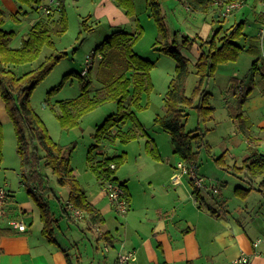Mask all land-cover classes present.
Returning a JSON list of instances; mask_svg holds the SVG:
<instances>
[{
	"label": "rangeland",
	"instance_id": "1",
	"mask_svg": "<svg viewBox=\"0 0 264 264\" xmlns=\"http://www.w3.org/2000/svg\"><path fill=\"white\" fill-rule=\"evenodd\" d=\"M74 1L77 0L65 1L69 28L64 37L57 40L55 47L56 50L66 51L67 54L33 90L30 103L45 122L48 133L54 141L69 149L67 151L71 154V163L76 168L80 184L88 191L92 189L93 184L98 189L100 188L96 175L91 169L90 162H88V152L91 145L96 143L94 135L97 128L110 114L117 111V105L114 102L103 104L86 114L81 119L79 127L70 130H66L61 126L56 111L59 110L61 101L76 98L81 93L80 72L83 69L85 58L92 54V51L109 35L119 29L110 27L103 22L99 25L94 22L93 27L90 28L84 27V21L88 20L87 22H90V17H82L80 12L84 8L89 9L92 6H86L83 0L77 2L80 4H74ZM151 1L139 0L140 3H136V8L138 5L143 6L144 16L139 18L144 33L134 44L136 52L156 63L151 70L153 88L142 95L141 104L144 107L135 109L142 124V129L148 134L129 143H122L118 140L107 149V154L110 156L127 152L126 162L119 166L116 171V175L120 180L115 181L118 183L126 181L131 192L135 193L138 192L140 187L139 179L149 177V175L153 177L163 167L162 162L167 163V158L182 160L180 155L173 152L170 133L154 121L156 115H162L165 112V97L171 79L175 76L177 60L159 50L160 44L157 41L165 42V38L160 35L158 21L153 15H150L152 12L151 6L149 8ZM157 1L161 3L164 21L169 33L166 41L188 58V66L191 72L186 81V94L190 97L193 96L196 104H198L201 97L196 90L199 77L196 74L195 62L201 43L212 38L213 32L218 27H229L233 22H240L244 19L247 20L245 24L247 32L256 34L260 27L259 15L263 13L264 0H250V6L242 14L236 13L239 9L230 14L228 18H224V16L216 17L212 11L208 14L198 12L182 0ZM16 3L20 5V2L17 1ZM25 10L29 11L28 15L21 13L19 19L8 14L5 22V27L15 33L12 43L16 47L22 45L23 38L31 27L32 18L37 16V13H31L29 6L23 5L22 11ZM122 29L129 31L126 26H122ZM263 41L264 39L262 40L261 37L258 39L257 37L255 43L258 46V52L243 51L237 60L221 64L213 77L206 78L203 81L202 87L209 91V102L215 107L212 118L207 121L201 120L198 109L195 107L190 108V114L185 122V131L199 130L205 133V144L201 148H196L198 155H200L201 166L207 165V163L213 165L215 159H223L226 162L225 166H230L229 173L223 171L235 180L245 179L244 174L247 170L244 163L247 157L254 154L259 148L260 151L264 149V128L259 125L264 120V81H262L261 75L262 68L258 70L253 67L256 59H258L260 66L263 64ZM52 51V48L47 47L44 49L43 55L50 54ZM98 55L99 53L96 52V65L91 71V96L101 93L102 90L105 91L103 82L98 78L100 61ZM86 78L88 79V77ZM241 88H243L242 91ZM127 104L129 105V103ZM0 120L3 123L4 135V160L0 167V185L9 186L14 191L18 201H23L25 199L23 195H27L36 202V197L28 192L27 185L32 188L35 187L37 189L35 193L38 196L41 194L44 197L51 192H55L58 196L62 193V198L67 199L69 187L59 185L57 177L50 168H42L39 180L22 176V160L18 153L13 120L6 111L0 112ZM243 122L247 124V131L242 128L241 123ZM122 128L125 127L122 126ZM126 128L130 129V127ZM135 131L140 133L137 129ZM151 140L154 142L148 144V141ZM152 148L155 151L152 152ZM201 170L204 171V168ZM26 173H29V169L26 170ZM206 174L211 176L207 172ZM259 179L262 180V177ZM206 180L205 182L208 184L218 183L217 180L215 182H207L209 180ZM261 180L254 183L260 186ZM249 185L250 183L243 185L236 180L233 188L235 189L238 186L248 188ZM37 187L40 189L38 190ZM53 210L57 209L53 207ZM25 218L27 223L32 220V218H27V215ZM62 222L66 227L69 225L76 229V226L70 224L66 219H63ZM85 246H87V251L92 256L96 255L102 260L107 258L105 248L97 249L95 241L92 248L88 239L81 246V252L84 253L83 258L87 253Z\"/></svg>",
	"mask_w": 264,
	"mask_h": 264
},
{
	"label": "crops",
	"instance_id": "2",
	"mask_svg": "<svg viewBox=\"0 0 264 264\" xmlns=\"http://www.w3.org/2000/svg\"><path fill=\"white\" fill-rule=\"evenodd\" d=\"M17 1L20 2L0 0V8L5 11V22L8 14L19 19L21 13L28 15L29 11H22L23 5L29 6L31 13H37V16L32 18L30 29L41 19H48L35 8V3L30 5L20 2L18 5ZM65 1L63 0L64 5ZM78 1H74V4H80L77 3ZM224 1L230 0H213L210 11L215 13L216 17L222 16L221 3ZM249 1L245 0L244 7L236 13L242 14L250 6ZM83 2L86 6H92L80 12L82 17H90V22L85 20L86 28L93 27L94 22L97 25L103 22L118 29L126 26L130 33L139 32L138 23H141L139 17L144 16L143 6L137 4L136 17H129L115 0H83ZM155 2L161 5L159 1L152 0L149 5L151 11ZM136 3H140L139 0H135V7ZM259 16L260 30L262 13ZM3 29L11 31L5 27V23ZM259 30L256 34L248 33L246 29L245 32L249 39L254 41L260 37ZM10 45L16 47L12 40ZM131 110L134 108L132 107ZM5 111L7 113L6 104L0 94V112ZM119 125L125 128L133 127L131 122ZM241 125L243 129L245 128L244 131H247V124L243 122ZM259 125L264 128V120ZM136 129L139 130L140 137L145 136L139 127ZM114 143L98 142L93 152L95 159L98 161L110 156L107 154V149ZM257 151L264 154V149L260 151L259 148ZM180 161L176 158H167V163H164L161 159L163 167L153 177L149 175L139 179L140 187L136 193L131 192L126 181H120L125 184L130 203V209L125 215L120 214L113 207L103 191L102 183L96 177L100 188L93 184L89 192L85 190L89 201L100 211L102 221L93 222L87 214L86 217L78 220L68 213L65 214L64 205L69 212L67 204L70 190L67 199L62 198V193L58 196L55 192L42 196L49 203L51 212L57 219L53 226L52 240L43 233V222L37 202L27 195H23L25 197L23 201H18L14 191L8 186L11 197L6 206L5 216L0 220V264H116L118 253L130 249L137 252V261L134 264H234L233 261L242 254L250 258L247 264H264V178L262 176L251 178L248 168L244 166L247 170L246 173L244 172L245 179L236 180L243 185L245 183L250 185L248 188L238 186L246 190L237 192V187L233 188L236 180L230 178L228 174L230 166H225V160L218 158L213 161V165L207 163L201 166L198 155V161L194 162L197 163L199 173L204 179L209 180H206L207 182L218 181L214 184L218 186L219 192L214 193L211 189L196 188L186 175L175 181L173 176L180 172L178 169ZM202 168L204 171L201 170ZM74 174L78 178L76 170ZM115 176L120 180L116 174ZM261 177L262 180L259 179ZM259 180H261L260 186L254 183ZM34 190L37 191L36 188ZM53 207L57 210H53ZM26 215L27 218H32L29 223L25 220ZM9 218L24 221L27 229L25 231L14 229L9 223ZM63 219L75 225L76 229L69 225L66 227L62 222ZM105 233L111 236L113 243L104 238ZM87 239L92 248L94 241L97 249L108 245L107 258L102 260L96 255L92 256L87 251V246H85L87 253L83 258L81 246ZM257 240H260V244L255 246Z\"/></svg>",
	"mask_w": 264,
	"mask_h": 264
},
{
	"label": "trees",
	"instance_id": "3",
	"mask_svg": "<svg viewBox=\"0 0 264 264\" xmlns=\"http://www.w3.org/2000/svg\"><path fill=\"white\" fill-rule=\"evenodd\" d=\"M19 1L30 5L35 3V8L38 10L43 0ZM115 1L129 17H136L135 0ZM182 1L205 14L209 13L213 5V0ZM152 9V15L159 24L160 35L165 38V42L157 41L160 44L159 50L177 60L175 76L171 79L165 97V112L162 115H156L154 121L170 133L175 154L187 161L197 162L196 148H201L205 144V133L199 130L185 131L189 110L196 107L199 118L203 121L212 118L215 111V107L209 102L210 93L202 87V83L206 78L213 77L221 64L237 60L243 51L258 52V46L255 43L257 39L254 41L249 39L245 32L246 22L241 20L229 27H218L213 32L212 38L201 43L195 62L196 74L199 77L196 90L201 98L196 104L194 97L186 94V81L191 72L188 58L166 41L169 33L161 5L155 2ZM45 16L48 19H41L34 24L20 47H13L10 41L15 33L12 30L3 29L5 11L0 8V94L6 104L7 114L15 126L18 153L23 167L22 176L39 180L42 168H50L57 177L58 184L69 187L68 202L83 209L85 217L86 214L89 215L93 222L102 221L100 211L89 201L86 190L74 174L75 168L71 163V154L67 151L69 149L54 141L48 133L45 122L30 103L33 90L67 54L66 51L55 49L57 40L69 28V19L63 0ZM85 24L86 21H84V27ZM138 27L139 32L136 33H130L124 29L116 30L94 49L102 55L98 65V78L103 82L105 91L102 90L101 93L91 96L93 68L85 76L81 75V71V93L76 98L61 101L59 110L56 111L57 118L64 129L79 127L81 119L86 114L105 103L114 102L117 105V111L110 114L97 128L94 135L96 142L119 140L122 143H129L141 136L135 131V126L142 130L143 135L146 134L135 109L144 107L141 104L142 95L153 88L151 70L156 63L134 50V44L143 35V28L139 23ZM47 47L52 48L53 51L43 55ZM253 67L258 70L262 68L261 75L264 81V60L261 66L258 64V59L255 60ZM132 107L134 110H131ZM128 122H131L134 127L127 129L119 125ZM97 143L92 144L88 152L91 169L102 184L105 179L118 180L115 174L119 166L126 162L127 153L107 156L97 161L93 156ZM3 145V123L0 120V167L4 160ZM151 151L155 149L152 148ZM111 164H115L116 168L112 169ZM244 166L248 168L251 178L258 176L264 178V154L256 151L247 157ZM27 169L29 173H26ZM120 184L125 187L124 183L120 182ZM27 187L28 192L36 197L43 222V233L52 240L53 226L57 219L45 198L42 195H36L35 187L32 188L29 185ZM236 190L238 192L246 189L237 187ZM64 213L71 215L66 205H64ZM104 236L108 242L113 243L111 236L106 233Z\"/></svg>",
	"mask_w": 264,
	"mask_h": 264
},
{
	"label": "built area",
	"instance_id": "4",
	"mask_svg": "<svg viewBox=\"0 0 264 264\" xmlns=\"http://www.w3.org/2000/svg\"><path fill=\"white\" fill-rule=\"evenodd\" d=\"M245 0H230L222 2V11L221 14L224 17L229 16L230 14L236 12L241 9L245 5ZM54 5H59V0H49L48 3H42L39 5V9L44 11L45 13H50L52 11V7ZM263 21L262 26L260 28V37L262 40L264 39V10H263ZM264 42V41H263ZM262 42V47H263ZM102 55L99 53L98 59L101 58ZM264 58V55H263ZM95 63V54H90L84 61V67L82 70V74H87ZM111 168L115 169L116 165L111 164ZM178 169L180 173L174 174L173 179L178 181L180 176L187 175L191 178L197 188L211 189L214 193L218 192L217 187H212L211 184L205 182L202 176L197 171L196 165L188 164L185 161H180L178 163ZM103 191L108 197L110 203L113 207L120 213L125 215L130 209V203L128 200V195L125 187H123L120 183L116 182L114 179H105L102 184ZM9 202V190L5 186L0 187V220L5 216L6 206ZM69 208L72 212L74 218H81L83 216V212L74 208V206L69 205ZM10 225L19 231H25L27 229V225L24 221L18 218H9ZM260 244V240H257L254 245L258 246ZM105 251L109 250V246L106 245ZM137 261V252L134 249L121 251L118 253V257L116 260V264H134ZM250 258L246 254H242L237 257L233 263L234 264H247L249 263Z\"/></svg>",
	"mask_w": 264,
	"mask_h": 264
},
{
	"label": "bare ground",
	"instance_id": "5",
	"mask_svg": "<svg viewBox=\"0 0 264 264\" xmlns=\"http://www.w3.org/2000/svg\"><path fill=\"white\" fill-rule=\"evenodd\" d=\"M48 2H49V0L46 1V2L42 1V3H48ZM61 2H62V0H59V5L61 4ZM56 6H57V5H54V6L52 7V10H53ZM243 7H244V6H243ZM243 7H242V8H243ZM242 8H241V9H242ZM38 10L41 11L44 15L49 14V13H45L44 11H42V10H40V9H38ZM92 54H95V58H96V51H95V50L92 51ZM86 58H87V57H86ZM86 58H85V59H86ZM84 61H85V60H84ZM95 65H96V60H95L94 66H95ZM94 66H93V67H94ZM83 67H84V66H83ZM93 67H92V68H93ZM92 68H91V69H92ZM82 70H83V69H82ZM82 70H81V71H82ZM81 75H82V76H85V75H87V74L83 75V74L81 73ZM181 161H185V162H187L188 164H194V165H196V168H197V163H195V162H190V161L188 162L187 160H185V159H183V158H182ZM197 171H198V169H197ZM198 172H199V171H198ZM179 173H180V172H179ZM199 174H200V173H199ZM200 175H201V174H200ZM182 176H184V175H182ZM186 176H187V175H186ZM201 176H202V175H201ZM188 177H189V176H188ZM180 178H181V176H180ZM180 178H179V179H180ZM189 178H190V177H189ZM202 178L204 179L203 176H202ZM190 180H191V178H190ZM204 180H205V179H204ZM191 181H192V180H191ZM192 183L194 184L193 181H192ZM194 186H195V184H194ZM211 186H212V187H217V188H218V186H216L214 183H211ZM195 187H196V186H195ZM6 188H7V187H6ZM196 188H197V187H196ZM7 189H8V188H7ZM198 189H200V188H198ZM8 190H9V189H8ZM218 192H219V188H218ZM218 192H217V193H218ZM10 197H11V193H10V190H9V199H10ZM67 205H68V207H69V205H72V206H74V208H76V209H78V210H81V211L83 212V216H82V217L85 216V211H84L83 209H81V208L75 206L72 202H68ZM69 212H70L71 216L73 217L70 208H69ZM82 217H81V218H82ZM73 218H74V217H73ZM78 219H79V218H77V220H78Z\"/></svg>",
	"mask_w": 264,
	"mask_h": 264
}]
</instances>
